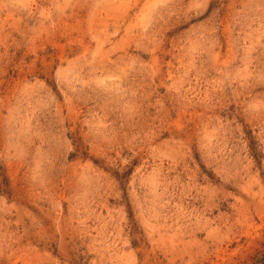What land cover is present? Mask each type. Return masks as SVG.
Masks as SVG:
<instances>
[{"label":"rangeland","instance_id":"1","mask_svg":"<svg viewBox=\"0 0 264 264\" xmlns=\"http://www.w3.org/2000/svg\"><path fill=\"white\" fill-rule=\"evenodd\" d=\"M263 243L264 0H0V264Z\"/></svg>","mask_w":264,"mask_h":264},{"label":"trees","instance_id":"2","mask_svg":"<svg viewBox=\"0 0 264 264\" xmlns=\"http://www.w3.org/2000/svg\"><path fill=\"white\" fill-rule=\"evenodd\" d=\"M245 264H264V243L262 248L258 250Z\"/></svg>","mask_w":264,"mask_h":264}]
</instances>
